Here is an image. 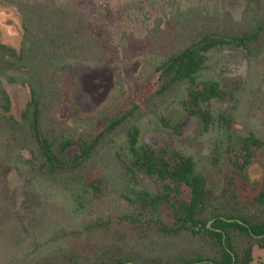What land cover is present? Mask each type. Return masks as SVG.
Wrapping results in <instances>:
<instances>
[{"label": "trees", "instance_id": "16d2710c", "mask_svg": "<svg viewBox=\"0 0 264 264\" xmlns=\"http://www.w3.org/2000/svg\"><path fill=\"white\" fill-rule=\"evenodd\" d=\"M9 1L21 32L17 46L0 39V174L25 173L41 191L68 195L80 214L105 197L126 211L114 225L83 226L86 245L49 247L32 264H255L253 247L264 248V175L250 185L247 171L264 167V138L248 133L232 147L216 140L206 159L152 147L142 133L179 134L190 121H200L201 134L210 130L209 105L224 93L197 76L211 51L237 50L250 61L264 50V4L246 0L238 19L208 3L177 4L144 34L123 32L116 43L98 16L57 0ZM132 57L156 59L152 78L134 82L112 112H84L71 67L127 66ZM6 85L26 90L18 116ZM215 163L228 165L218 183Z\"/></svg>", "mask_w": 264, "mask_h": 264}, {"label": "rangeland", "instance_id": "374dc122", "mask_svg": "<svg viewBox=\"0 0 264 264\" xmlns=\"http://www.w3.org/2000/svg\"><path fill=\"white\" fill-rule=\"evenodd\" d=\"M90 16L100 17L112 30L116 43L127 32L142 35L156 20L170 15L172 6L200 2L228 11L235 19L245 9L246 0H57ZM248 1V0H247ZM264 4V0H256ZM20 19L9 0H0V39L17 46ZM154 57H132L129 65L120 62L107 65H73L76 97L82 110L92 118L112 112L134 82L151 79ZM198 81H216L223 91L222 99L211 101L213 125L204 134L200 121H190L179 134L148 128L142 141L168 151H184L209 159L216 140L226 147L236 145L238 138L254 133L264 138V50L247 60L232 49L211 51ZM12 110L18 113L27 99L26 90L6 85ZM222 163V160H221ZM215 163L210 169L212 181L221 180L228 165ZM204 164L209 167L207 162ZM264 175V167L255 162L247 171L248 183L256 184ZM140 185L151 191L155 185L150 177L138 173ZM28 175L9 171L0 174V264H32L47 248L58 244H87L85 225L93 222H119L125 213L124 203L115 197L95 201L80 214L76 204H67L68 195L44 192L27 181ZM250 184V185H251ZM250 189V188H249ZM248 190V188H247ZM78 210V211H76ZM255 264H264V248L253 247Z\"/></svg>", "mask_w": 264, "mask_h": 264}, {"label": "water", "instance_id": "95a60500", "mask_svg": "<svg viewBox=\"0 0 264 264\" xmlns=\"http://www.w3.org/2000/svg\"><path fill=\"white\" fill-rule=\"evenodd\" d=\"M208 226H210V222L208 223Z\"/></svg>", "mask_w": 264, "mask_h": 264}]
</instances>
